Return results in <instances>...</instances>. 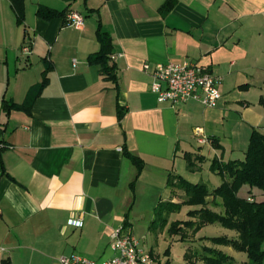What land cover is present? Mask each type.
Wrapping results in <instances>:
<instances>
[{
    "label": "crops",
    "instance_id": "obj_1",
    "mask_svg": "<svg viewBox=\"0 0 264 264\" xmlns=\"http://www.w3.org/2000/svg\"><path fill=\"white\" fill-rule=\"evenodd\" d=\"M41 5L78 11L84 27L40 17ZM99 28L110 58L122 54L108 61L115 78L89 61ZM262 56L264 0H24L22 21L0 0V264H43L53 253L61 264L77 251L110 259L113 232L134 234L139 205L182 201L171 197V173L199 182L186 152L244 158L264 119ZM186 61L222 77L216 107L160 102L151 91L157 63ZM45 71L29 110L7 115L4 100L24 103ZM128 152L143 160L140 171Z\"/></svg>",
    "mask_w": 264,
    "mask_h": 264
},
{
    "label": "trees",
    "instance_id": "obj_2",
    "mask_svg": "<svg viewBox=\"0 0 264 264\" xmlns=\"http://www.w3.org/2000/svg\"><path fill=\"white\" fill-rule=\"evenodd\" d=\"M12 6L19 21H22L24 0H12ZM68 13V9L56 10L43 5L37 10V15L45 19L52 17L64 18ZM97 34L101 48L89 56V61L91 63H102L104 66L103 71L107 78H115L114 66L108 64L111 59L108 55L111 37L108 32L101 28H99ZM46 71L43 81L30 89L24 103L19 104L12 100H4L3 110L7 115L10 114L12 109L29 110L38 93L47 83ZM260 101L264 105V95L261 96ZM127 154L130 155V158L140 171L143 168V160L132 153L128 152ZM197 154L192 152L184 154L191 169L195 168L192 160L193 156ZM196 158L201 163L206 159L205 155L202 154L200 156L198 154ZM210 169L223 178V181L213 189L209 188L205 183L193 182L181 174L171 173L167 181L168 187L180 188L187 196V199L182 201H173L172 199L159 201L156 207L157 218L152 222L151 228L165 227L169 223L170 216L187 205L190 207L187 211V218L172 221L169 227L171 234L179 235L181 240H183L187 229L193 228L198 231L207 224L218 223L225 228L236 231L238 235L236 237L226 235L211 236L208 239L215 244L233 247L236 250L246 252L249 259L242 264H262L264 259V249L262 247L264 241V198L243 197L239 192L244 185H249L250 189L258 188L264 194V131L253 128L244 158L223 160L214 157L211 160ZM209 197L221 199L222 212L215 211L208 206ZM205 251L202 260L206 264H233L235 261L233 257L231 258L222 250L206 247ZM226 260H228V263L225 262Z\"/></svg>",
    "mask_w": 264,
    "mask_h": 264
},
{
    "label": "rangeland",
    "instance_id": "obj_3",
    "mask_svg": "<svg viewBox=\"0 0 264 264\" xmlns=\"http://www.w3.org/2000/svg\"><path fill=\"white\" fill-rule=\"evenodd\" d=\"M264 58V56H262ZM255 94L249 95V99L254 101L259 100L258 91H254ZM257 129L264 131V119L256 127ZM196 146V144H194ZM205 150L208 149L206 145ZM198 155V154H197ZM196 156H193V165L195 169H201V175H197L198 179L195 181H201L213 189L218 186L223 180L222 176L211 171V159L201 163ZM200 156V154H199ZM202 167V168H201ZM172 198H178V200H186L187 196L178 187H171ZM240 195L243 197L254 196L258 199H263L264 194L258 188L250 189L249 185H244L240 190ZM209 207L215 211L222 212L223 207L221 205V199L216 197H209ZM176 201V200H173ZM157 205H139L137 207V212L139 214L138 218L134 220L133 231L134 235L141 240V243L145 250L152 255V264H206L202 260V256L205 255L206 247H213L217 250H222L231 258L235 259L233 264H242L248 261V255L246 252L236 250L233 247L226 248L225 245L215 244L212 240L208 239L211 236L226 235L229 237H236L238 233L234 230L223 227L222 225L207 224L198 231L193 228L187 229L185 234V239L181 240L179 235L171 234L169 227L172 221L176 219L187 218V211L190 209L189 206H184L179 212L173 213L169 218V223L165 227L151 228L152 222L157 218ZM264 249V241L262 243ZM168 248L169 252H168ZM228 250L233 253H228ZM76 251V250H75ZM77 253H80L77 251ZM82 254V253H80ZM84 255V254H83ZM60 253H53L52 256L46 258L43 264H58L57 258ZM228 263V260L225 261ZM224 262V263H225ZM1 264H5L2 263ZM262 264H264V259Z\"/></svg>",
    "mask_w": 264,
    "mask_h": 264
},
{
    "label": "built area",
    "instance_id": "obj_4",
    "mask_svg": "<svg viewBox=\"0 0 264 264\" xmlns=\"http://www.w3.org/2000/svg\"><path fill=\"white\" fill-rule=\"evenodd\" d=\"M68 23L78 29L84 27V16L78 11H69ZM30 46L23 47L24 52H30ZM122 54H113L116 59ZM76 65V60H74ZM144 70H151L149 63L144 64ZM151 91L158 96L160 102H187L196 100L208 108H214L222 98L220 83L222 77L215 75L211 68L196 62L157 63L152 69ZM201 135L199 142L205 143L203 128L198 127ZM70 224L81 226L82 220L71 218ZM126 226L117 228L111 237L110 247L114 256L103 262H98L83 254L73 252L60 257L61 264H152V255L145 250L141 240L133 232L125 230ZM4 250V248H2Z\"/></svg>",
    "mask_w": 264,
    "mask_h": 264
}]
</instances>
